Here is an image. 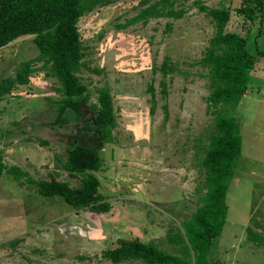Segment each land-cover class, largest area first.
Segmentation results:
<instances>
[{
	"label": "rangeland",
	"instance_id": "obj_1",
	"mask_svg": "<svg viewBox=\"0 0 264 264\" xmlns=\"http://www.w3.org/2000/svg\"><path fill=\"white\" fill-rule=\"evenodd\" d=\"M140 1L113 0L79 19L83 59L78 78L88 103L77 114L66 110L62 126L54 122L59 83L42 61L33 63L35 71L25 86L1 99L3 163L35 180H66L65 172L53 167L55 153L64 161L70 147L96 145L90 106L96 104L97 88H109L117 126L94 174L98 192L109 205L106 213L72 209L60 197L39 196L33 184L18 186L10 176L1 175L0 264H110L100 253L114 248L120 238L153 241L174 253L162 239L196 211V189L203 181L197 164L213 132L205 107L206 69L198 62L214 31L208 17L195 7L226 8L224 30L243 36L247 52L254 55L264 53V0L252 20L235 12L241 0H175L174 9L185 11L181 19L153 18L120 26L135 15ZM37 54L31 36L0 50V80L13 76L22 62ZM165 59L175 73L165 78L163 97L158 70ZM248 76L246 90L232 112L239 124L240 153L225 191L224 224L209 249L208 264H264L262 57Z\"/></svg>",
	"mask_w": 264,
	"mask_h": 264
},
{
	"label": "trees",
	"instance_id": "obj_2",
	"mask_svg": "<svg viewBox=\"0 0 264 264\" xmlns=\"http://www.w3.org/2000/svg\"><path fill=\"white\" fill-rule=\"evenodd\" d=\"M113 0H0V50L10 46L24 36H31L38 54L31 60L22 62L13 76L0 80V101L19 86H25L35 71L34 62L42 61L48 67V74L59 83L55 124L66 122V110L77 114L80 107L88 103L86 88L79 81L83 59V46L77 30L79 19L97 7L109 5ZM175 0H141L137 12L125 23L129 24L149 19L178 20L184 10L174 9ZM236 13L246 14L252 20L253 12H261V0H241ZM197 12L208 17L213 27V35L208 39L198 65L206 69L208 93L205 107L212 117L213 132L208 136L203 157L197 164L203 173V181L196 189L198 206L189 220L178 229H171L162 243L171 246L174 253L160 249L155 242H144L139 238L117 240L116 246L100 253V258L110 264L139 261L141 264H208L207 254L212 244L220 237L227 208L224 203L225 191L231 170L240 153L239 124L232 112L246 90L249 74L258 57L247 52L246 40L238 33L224 30L228 10L224 7L207 8L197 5ZM155 70V69H154ZM160 72V93L166 95L165 78L175 73L174 67L165 59ZM151 103L154 94L148 87ZM96 104L90 106L94 112L96 125V145L86 147L75 145L68 149L65 160L54 155L53 167L65 172L67 179L57 178L35 180L16 167H7L0 155V177L6 174L18 185H35L42 197L57 196L72 209L87 210L103 214L109 205L99 194V182L94 175L103 160L100 156L106 144L113 142L116 115L112 96L107 86L95 90ZM154 106V105H153ZM151 105V110H153ZM164 120L166 106H162ZM39 140L48 144L47 140ZM73 181L77 186H71ZM173 231V232H171Z\"/></svg>",
	"mask_w": 264,
	"mask_h": 264
},
{
	"label": "crops",
	"instance_id": "obj_3",
	"mask_svg": "<svg viewBox=\"0 0 264 264\" xmlns=\"http://www.w3.org/2000/svg\"><path fill=\"white\" fill-rule=\"evenodd\" d=\"M257 231H258V230H256V229L254 230V232H257Z\"/></svg>",
	"mask_w": 264,
	"mask_h": 264
}]
</instances>
